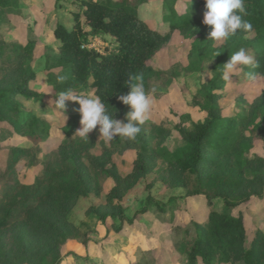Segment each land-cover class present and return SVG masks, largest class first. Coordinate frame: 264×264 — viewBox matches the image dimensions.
Instances as JSON below:
<instances>
[{
	"label": "rangeland",
	"instance_id": "374dc122",
	"mask_svg": "<svg viewBox=\"0 0 264 264\" xmlns=\"http://www.w3.org/2000/svg\"><path fill=\"white\" fill-rule=\"evenodd\" d=\"M136 1L140 16L149 25L170 34L167 46L150 64L167 70L176 65L180 73L163 92H148L152 108L149 120L141 126L140 141L137 135L134 140L117 137L107 144L101 137L99 125L88 134V139L75 134L81 128V116L74 111L79 104L67 101L64 112L59 111L54 100L61 91L53 89L48 80L50 63L47 64L46 54L56 55L60 45L54 37V29L58 23L70 27L78 0H16L13 11H0V85H10L18 79L22 61L18 46L35 40L31 64L34 77L28 80L27 86L47 96L38 102L20 96L16 99L51 123L49 136L36 143L25 135L11 134V124L0 122V138L6 137L0 140V218L9 203L21 201L17 216L0 228V264H132L146 249L159 259L158 264H179L174 262L170 224L154 221L150 212L135 215L145 207L148 195L164 203L176 198L174 201L180 207L175 210L172 224H184L202 203L201 198L185 202L186 189L173 186L178 176L158 151H174L185 144L176 124L191 130L194 123L205 118L206 114L193 103V96L209 81L211 72L208 68L189 71L186 67L188 54L200 41L198 34L185 37L178 31H168V23L162 20V0ZM183 2H177L178 8ZM115 45L108 36H95L88 41L89 47L100 52L114 49ZM245 73L246 66H240L230 81L224 80L219 99L224 112L237 96L251 106L261 98L264 76L249 80ZM74 93L97 98L89 87ZM129 110L125 105L121 116L114 119L126 123ZM71 117L77 118L75 125L69 123ZM68 123L69 128L62 130ZM256 123L264 127V112ZM8 145H27L29 150L19 162L10 165L12 157L5 147ZM63 146L76 148L74 163L60 154ZM139 151L149 159V171L145 177L136 178L133 167ZM250 151L264 156L262 142L255 141ZM109 153L119 176L118 197L113 200L106 198V191L114 182L105 177L97 164L106 160ZM217 162L224 163V160ZM216 164L210 165L208 170H214ZM66 185L73 191L82 185H91L97 187L98 193L70 195ZM215 204L220 205V200L216 199ZM117 205L123 207L127 219H134L132 223H122L118 216L103 222L98 216L97 211H112ZM234 214L242 215L248 231L252 232L255 227L264 231V190L262 197L251 198L234 210ZM56 229L63 230L64 235H59ZM56 239L60 242L58 250Z\"/></svg>",
	"mask_w": 264,
	"mask_h": 264
},
{
	"label": "trees",
	"instance_id": "16d2710c",
	"mask_svg": "<svg viewBox=\"0 0 264 264\" xmlns=\"http://www.w3.org/2000/svg\"><path fill=\"white\" fill-rule=\"evenodd\" d=\"M15 1L0 0V11H13ZM179 1H184L180 8L176 5ZM244 2L247 15L243 18L252 23V30L238 31L236 35L217 42L208 39L212 28L203 23L205 0H162V20L168 23V31H178L185 37L200 36V41L188 54V70L202 71L208 68L211 72L209 81L202 84L193 96V103L206 114L205 118L194 123L191 130L180 123L176 124L175 128L185 144L174 151H158L172 168L173 174L178 176L173 180V186L186 189L185 202L190 198H201L202 203L184 224H172L175 210L180 207L174 201L176 198L164 203L148 195L145 207L135 215L150 212L154 215V221L170 224L168 231L172 253L175 254L174 262L179 264H264V231L260 227L248 231L242 215L234 214V210L251 198L263 195L264 156L250 150L257 140L262 142L264 150V127L256 123L264 112V91L252 106L238 96L230 103L227 112L219 104L224 84V64L234 52L244 48L259 65L256 68L246 67V72L255 73V77L264 76V0ZM72 16L70 27L58 23L54 29V37L60 42L58 53L46 54L47 64L50 63L47 67L48 80L56 91L71 89L76 92L89 87L104 103L107 114L114 119L123 112L125 105L118 97L130 91V77L141 78L147 93H161L180 73L176 65L167 70L150 64L158 52L167 46L170 34L149 25L140 16L136 0H78ZM4 18L2 16L1 20ZM95 36L113 38L115 48L105 49L104 52L88 48L89 39ZM35 46V40L18 46L22 60L20 76L10 85H0V122L11 124V134L25 135L39 143L49 136L51 123L16 99L20 96L38 102L47 96L27 86L28 80L34 77L31 64ZM58 76H65L66 80L60 83ZM76 122L77 118L71 117L69 123L75 125ZM69 123L62 130L66 131ZM142 136L138 134V141ZM5 138L1 137L0 140ZM5 147L12 157L10 165L19 162L29 150L27 145ZM75 150L71 146H63L60 154L74 163ZM110 154L97 164L105 177L114 182L106 191V198L113 200L118 197L119 176ZM218 159H223L224 163H218ZM148 160L139 151L133 167L136 178L146 176ZM215 163V169L208 170ZM66 187H69L70 195L98 193L97 187L91 185H82L74 191L70 186ZM216 199L220 200V205L215 204ZM20 203V200L9 203L0 218V228L7 226L17 216ZM97 213L103 222L116 216L122 223H132L134 220L125 217L120 205L112 211ZM56 232L64 235L63 230L56 229ZM55 247L57 250L60 247L57 239ZM50 252L55 253L53 249ZM158 262L152 251L146 249L132 264Z\"/></svg>",
	"mask_w": 264,
	"mask_h": 264
},
{
	"label": "clouds",
	"instance_id": "9594fccd",
	"mask_svg": "<svg viewBox=\"0 0 264 264\" xmlns=\"http://www.w3.org/2000/svg\"><path fill=\"white\" fill-rule=\"evenodd\" d=\"M205 8L203 23L212 28L208 39L219 42L236 35L238 31L252 30V23L243 18L247 15L244 0H205ZM240 66L256 68L259 65L251 55L246 53L244 48H241L234 52L229 61L224 64L222 79L230 81L231 75L238 71ZM255 75L253 72L245 73V77L249 80L255 79ZM57 80L63 83L66 77L58 76ZM129 87L128 94L118 97L124 105L130 108L125 116L126 123L109 116L104 103L99 98L76 95L71 89L59 92L54 102L56 108L62 113L67 101L79 104V108L74 111L81 116V128L75 134L81 138L88 139V134L99 125V132L105 144L116 140L117 137L134 140L140 133L141 126L150 118L152 100L141 78L130 77Z\"/></svg>",
	"mask_w": 264,
	"mask_h": 264
},
{
	"label": "built area",
	"instance_id": "2783aa9c",
	"mask_svg": "<svg viewBox=\"0 0 264 264\" xmlns=\"http://www.w3.org/2000/svg\"><path fill=\"white\" fill-rule=\"evenodd\" d=\"M88 48H89V46L88 45H86Z\"/></svg>",
	"mask_w": 264,
	"mask_h": 264
},
{
	"label": "crops",
	"instance_id": "0c3cea01",
	"mask_svg": "<svg viewBox=\"0 0 264 264\" xmlns=\"http://www.w3.org/2000/svg\"><path fill=\"white\" fill-rule=\"evenodd\" d=\"M178 7V6H177ZM98 50V49H97Z\"/></svg>",
	"mask_w": 264,
	"mask_h": 264
}]
</instances>
